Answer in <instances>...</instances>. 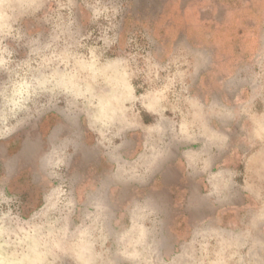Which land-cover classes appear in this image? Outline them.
<instances>
[{"label":"clouds","instance_id":"9594fccd","mask_svg":"<svg viewBox=\"0 0 264 264\" xmlns=\"http://www.w3.org/2000/svg\"><path fill=\"white\" fill-rule=\"evenodd\" d=\"M123 19L121 0H0V141L50 113L62 121L54 136L27 148L35 203L22 199L15 168L0 161V264H264V198L247 181L243 190L253 203L244 205V217L204 215L187 239L174 242L165 234L166 205L147 191L114 199L121 188L148 189L171 151L169 134L205 142L184 157L200 176L204 201L225 203L237 175L222 165L213 170V157L202 150L208 144L223 150L229 140L208 120L239 113L191 96L187 55L167 63L141 55L136 40L124 38ZM249 36L245 75L229 89L237 105L249 88L264 92V48ZM137 105L158 121L143 126ZM169 111L172 119L164 116ZM134 131L144 135L129 137ZM86 144L103 164L94 177L77 163Z\"/></svg>","mask_w":264,"mask_h":264},{"label":"rangeland","instance_id":"374dc122","mask_svg":"<svg viewBox=\"0 0 264 264\" xmlns=\"http://www.w3.org/2000/svg\"><path fill=\"white\" fill-rule=\"evenodd\" d=\"M124 8L122 33L125 25L141 30L132 35L143 49L141 55L150 54L155 60L167 63L169 59L181 54L187 55L193 67L185 79L187 87L205 85L209 88V100H215L216 87L224 85L226 101H232L235 93H227L245 75L248 59L249 34L255 36L259 46L264 48V29L260 30L249 22L248 8H264L254 0H121ZM143 20L141 24L138 21ZM233 79L229 80V74ZM199 75H204L199 77ZM213 94V95H212ZM242 101H252L264 109V92L259 95L248 92L240 96ZM60 118L50 113L42 119L19 131L8 141H0V161L8 162L15 168V177L29 169H35L27 152L28 146L43 139L59 127ZM60 123V124H58ZM58 124V125H57ZM57 125V126H56ZM22 199L32 204L39 199V189L33 190L23 176L14 181Z\"/></svg>","mask_w":264,"mask_h":264},{"label":"crops","instance_id":"0c3cea01","mask_svg":"<svg viewBox=\"0 0 264 264\" xmlns=\"http://www.w3.org/2000/svg\"><path fill=\"white\" fill-rule=\"evenodd\" d=\"M261 10L262 8L250 6L248 14L253 16L248 17V19L258 29L263 30L264 15H262ZM142 22L143 20H140L138 24ZM139 30H141L140 25H137L135 29H130L125 25L124 35H130V38H132V35L137 34ZM202 76L204 75H199V77ZM188 89L189 94L199 97L201 102L205 98L209 100L210 92L207 86L200 85L196 88L189 86ZM141 91L138 89L137 94H141ZM227 93L229 94V91ZM213 94L215 100L213 98L210 101L219 102L221 105L227 103L230 106L229 110L239 113L233 119H209L208 123L211 128L228 136L229 140L223 150L219 149L218 144L216 146L208 144L202 150L213 157V170H216L218 165H222L226 170L237 173L235 177L236 186L225 194L229 199L222 204H212L210 201H204L201 196L200 176L185 161L186 149H200L201 144L205 142L200 140L196 144H189L182 139L173 140L170 134L167 136V142L171 147V151L158 161L148 189L135 192L131 189L121 188L116 191L114 196L115 200L122 201L133 195H143V192L147 191L158 202L166 205L164 209L167 220L165 234L170 242L177 239H187L192 231L194 221L204 215L211 214L215 217L216 213L219 212L221 219L232 218L237 221L244 217L248 212V208L244 205L253 203V198L243 190L245 181L252 185L254 190H260L261 197L264 198V142L257 139L255 135L256 132H260L261 136H264V131H262L264 129V109L261 112H255L258 108L254 106L252 101H245L237 105L233 103L235 95L232 101H226V88L224 85L217 86ZM137 109L139 111L137 121L142 123L143 126L152 125L158 121V117L140 109L138 105ZM164 116L172 119L170 111L164 113ZM161 126L165 128L166 132L170 133L171 125L167 121L161 122ZM55 134L56 132H52L53 136ZM128 135L134 137L143 136L144 134L140 131H134ZM89 147V145H85V159L78 160L77 163L87 175L94 177L102 173L103 164L94 155L88 154ZM23 174L31 189L38 190L32 177L33 172L29 169L16 176L15 180L21 178Z\"/></svg>","mask_w":264,"mask_h":264}]
</instances>
